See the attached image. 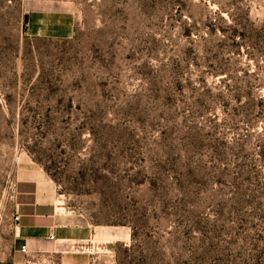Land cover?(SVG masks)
<instances>
[{
  "label": "rangeland",
  "instance_id": "rangeland-1",
  "mask_svg": "<svg viewBox=\"0 0 264 264\" xmlns=\"http://www.w3.org/2000/svg\"><path fill=\"white\" fill-rule=\"evenodd\" d=\"M243 13L264 0H0V218L42 176L100 259L264 264V44L220 32Z\"/></svg>",
  "mask_w": 264,
  "mask_h": 264
},
{
  "label": "crops",
  "instance_id": "crops-1",
  "mask_svg": "<svg viewBox=\"0 0 264 264\" xmlns=\"http://www.w3.org/2000/svg\"><path fill=\"white\" fill-rule=\"evenodd\" d=\"M39 177L23 180L26 186L18 190L16 214L0 218V264H115L86 250L91 228L71 214L59 215L52 182ZM68 243L85 247L74 252Z\"/></svg>",
  "mask_w": 264,
  "mask_h": 264
},
{
  "label": "trees",
  "instance_id": "trees-1",
  "mask_svg": "<svg viewBox=\"0 0 264 264\" xmlns=\"http://www.w3.org/2000/svg\"><path fill=\"white\" fill-rule=\"evenodd\" d=\"M223 41H229V47L231 49H236L239 42H248V43H262L264 44V19L259 24L252 22L248 16L243 13L239 18V22L230 21L225 28L220 30ZM261 108L256 111L257 114H260ZM201 137L195 135L193 138L194 148L198 146H203V141L200 140ZM194 172H200L195 170Z\"/></svg>",
  "mask_w": 264,
  "mask_h": 264
},
{
  "label": "built area",
  "instance_id": "built-area-1",
  "mask_svg": "<svg viewBox=\"0 0 264 264\" xmlns=\"http://www.w3.org/2000/svg\"><path fill=\"white\" fill-rule=\"evenodd\" d=\"M14 220L17 221L18 217L15 216ZM67 245L69 246V250L74 251V252L83 251V249L85 247V246L78 245L76 243H68ZM22 250L24 251V248H22Z\"/></svg>",
  "mask_w": 264,
  "mask_h": 264
}]
</instances>
